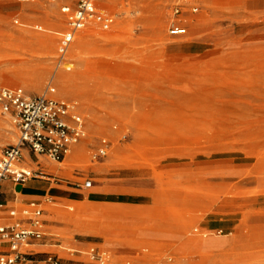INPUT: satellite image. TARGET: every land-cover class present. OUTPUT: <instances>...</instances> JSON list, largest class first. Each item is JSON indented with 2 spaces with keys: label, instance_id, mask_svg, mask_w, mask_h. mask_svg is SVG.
<instances>
[{
  "label": "rangeland",
  "instance_id": "obj_1",
  "mask_svg": "<svg viewBox=\"0 0 264 264\" xmlns=\"http://www.w3.org/2000/svg\"><path fill=\"white\" fill-rule=\"evenodd\" d=\"M97 3L112 15L111 27L81 31L59 64L67 0H0V88L29 95L53 88L86 122L87 137L61 163L40 160L53 198L44 203L46 237L30 264H92L90 247L107 250L109 264H224L201 250L215 234L200 227L221 199L262 191L264 16L241 0ZM176 3L186 28L180 36L168 33ZM102 138L110 148L91 161ZM16 141L0 114V151ZM110 177L145 196L137 202L147 207L101 203ZM88 179L91 188L76 186ZM166 232L173 244L151 240ZM123 247L133 255H121ZM48 253L53 258L42 263Z\"/></svg>",
  "mask_w": 264,
  "mask_h": 264
},
{
  "label": "built area",
  "instance_id": "obj_2",
  "mask_svg": "<svg viewBox=\"0 0 264 264\" xmlns=\"http://www.w3.org/2000/svg\"><path fill=\"white\" fill-rule=\"evenodd\" d=\"M20 3L59 0H14ZM60 11L66 29L60 34L57 55L59 64L76 36L83 30L97 26L107 30L113 23L112 15L98 7V0H68ZM183 5L176 3L168 33L180 36L186 33L183 20L179 18ZM190 14L198 7L188 8ZM16 23V21H15ZM54 89L48 88L39 95H29L22 88H0V114L6 116L17 133V141L0 151V264H30L38 252L34 246L46 237L44 204L37 200L10 204L1 199V184L5 181L24 185L31 180H49L41 166V159L61 163L65 157L87 137L86 122L74 101L53 96ZM125 136V135H123ZM110 143L102 138L91 155V161L104 158ZM24 152L34 158L35 168L22 165ZM92 180H85L82 189L92 187ZM48 262L53 258L45 254ZM85 255L92 264H109L110 254L99 247H90Z\"/></svg>",
  "mask_w": 264,
  "mask_h": 264
},
{
  "label": "crops",
  "instance_id": "obj_3",
  "mask_svg": "<svg viewBox=\"0 0 264 264\" xmlns=\"http://www.w3.org/2000/svg\"><path fill=\"white\" fill-rule=\"evenodd\" d=\"M241 1L245 10L252 14L264 16V0ZM22 165L32 167L34 165L33 156L24 152ZM106 181L103 189L99 191V193L108 197L101 201L104 205L111 206L114 209L128 207L129 210H134L138 206H142L138 208L140 210L147 207L146 203L141 202L140 204V202H137L138 198L145 196L124 192L121 177L106 178ZM248 187H255V185H248ZM50 189V184L38 180H31L24 185L5 181L1 184V199L8 204L14 199L21 202L37 200L44 204L45 202L48 203L46 201L47 197L53 198L49 194ZM18 195L20 198H18ZM128 196L131 201H127ZM94 203H100V201ZM200 228L215 234L214 238L203 243L201 250L213 252L216 259L223 260L224 264H264V178L261 192L230 196L217 202L214 210L205 216ZM144 236H146V239H150L148 237L150 236L149 233L145 232ZM151 240L166 244H173L175 241L172 234L167 232L166 234L153 233ZM36 246L38 244L34 247ZM119 251L123 256L133 255L126 247L121 248ZM44 259L41 261L42 263Z\"/></svg>",
  "mask_w": 264,
  "mask_h": 264
},
{
  "label": "bare ground",
  "instance_id": "obj_4",
  "mask_svg": "<svg viewBox=\"0 0 264 264\" xmlns=\"http://www.w3.org/2000/svg\"><path fill=\"white\" fill-rule=\"evenodd\" d=\"M79 207H77V209H78Z\"/></svg>",
  "mask_w": 264,
  "mask_h": 264
}]
</instances>
